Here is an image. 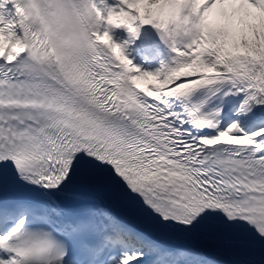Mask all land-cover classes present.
<instances>
[{"label": "snow or ice", "instance_id": "obj_1", "mask_svg": "<svg viewBox=\"0 0 264 264\" xmlns=\"http://www.w3.org/2000/svg\"><path fill=\"white\" fill-rule=\"evenodd\" d=\"M0 264H264V0H0Z\"/></svg>", "mask_w": 264, "mask_h": 264}, {"label": "bare ground", "instance_id": "obj_2", "mask_svg": "<svg viewBox=\"0 0 264 264\" xmlns=\"http://www.w3.org/2000/svg\"><path fill=\"white\" fill-rule=\"evenodd\" d=\"M115 2H117V0H115ZM116 3L114 4H110L111 6H115ZM150 27H152L151 25H145L143 26V31H147L150 29ZM125 28H120V29H113L111 31L113 37L115 38V40H117V42H122L125 41V37H126V32H125ZM158 46L153 44V45H149L148 46V53H154L157 50ZM128 55L135 59V61L137 62V60L140 59L141 55L137 52L136 49H134L133 51L129 52ZM143 67V66H142ZM144 69H146L145 67H143ZM143 84H147V81L142 82Z\"/></svg>", "mask_w": 264, "mask_h": 264}, {"label": "rangeland", "instance_id": "obj_3", "mask_svg": "<svg viewBox=\"0 0 264 264\" xmlns=\"http://www.w3.org/2000/svg\"><path fill=\"white\" fill-rule=\"evenodd\" d=\"M252 12H255V10L253 9V10H251Z\"/></svg>", "mask_w": 264, "mask_h": 264}]
</instances>
